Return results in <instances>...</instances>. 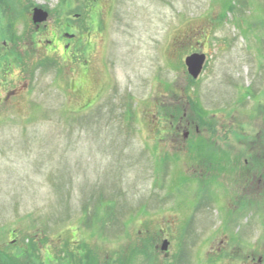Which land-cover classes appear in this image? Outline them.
I'll return each instance as SVG.
<instances>
[{
  "label": "rangeland",
  "instance_id": "rangeland-1",
  "mask_svg": "<svg viewBox=\"0 0 264 264\" xmlns=\"http://www.w3.org/2000/svg\"><path fill=\"white\" fill-rule=\"evenodd\" d=\"M33 4L52 11L58 37L69 31L76 42L21 67L29 93L1 117L0 262L16 264L11 233L43 253L48 238L117 236L113 249L124 250L148 234L150 250L169 238L186 264L196 255L216 264L208 255L222 241L263 248L264 209L247 203L256 189L233 188L238 169L220 171L222 184L198 182L188 141L224 139L218 147L233 161L264 154V0H0L1 41L23 28ZM67 19L73 29L62 27ZM195 54L206 56L197 81L185 66ZM84 59L87 86L73 92ZM69 228L84 230L73 239Z\"/></svg>",
  "mask_w": 264,
  "mask_h": 264
},
{
  "label": "flooded vegetation",
  "instance_id": "flooded-vegetation-1",
  "mask_svg": "<svg viewBox=\"0 0 264 264\" xmlns=\"http://www.w3.org/2000/svg\"><path fill=\"white\" fill-rule=\"evenodd\" d=\"M95 8H97V6ZM35 10H41L43 14L47 15V18L43 23L35 24L33 22V14ZM97 19V14L94 13L92 18H90V23H94ZM69 21L70 20L67 19V21L63 23L62 27L66 30L73 29V26ZM54 23L53 13L47 6L39 7L33 4L31 11L28 13L27 21H24L21 24V26L23 25V28H18L14 35H7L2 41L0 37V126L1 120L4 118L3 114L12 111L13 106L22 101L29 93L28 79L25 78V75H23L20 68L34 64L36 59L39 61L48 59L45 55L50 52L53 53V50L50 51V48L56 44H63L66 51L69 53L71 45L76 42V36L71 35L69 31L64 32L61 37H58L54 31ZM22 31H24V33ZM32 33H35L37 37L38 34L41 35V39L32 42L30 40V35ZM80 43L81 42L79 41V44ZM91 46V42L86 45L84 44V49L85 51L87 50V52L84 53L85 56L90 53L89 48ZM14 65L18 66L15 68L19 70V72L17 73L16 79L11 78L9 80L7 79V76L10 74L9 71L13 70ZM5 67L7 70H5ZM77 68L78 80L76 84L71 83L72 88H70L73 92L76 90L85 91L84 89L87 86L86 79L88 77L89 62L86 59L82 60L79 62ZM91 107L92 105H84L81 108L82 111H86ZM2 116L3 118H1ZM212 129H214V131L212 130L213 133L216 132V128ZM196 133H200V127L196 128ZM189 135L190 132L185 133L184 137H182V141H187L190 138ZM210 138L211 139L191 137L188 141L191 143L189 149L190 153L195 154L194 156L192 155L191 158L193 162H195V165H193L191 170H193L195 166L193 173L200 176V179L197 178L196 180L200 183L205 179L210 181V183H213L215 180L222 184L221 178L216 180L220 171L226 173L229 171L234 172V170L238 169L241 178L233 177L230 182L231 185L233 183V188L242 192V189L245 186L244 183L247 181L249 185L248 188H244L245 190L249 188L251 190L253 187L256 189L254 197L250 199L251 202L249 200L247 203L255 207L261 205L259 208L261 210L264 209V154H258L259 158H256L257 162L254 160H251V162L247 161L248 159L245 160L247 158L246 153L242 154V156H235L234 158H237V160L235 159L233 161L228 152V150L231 151L229 147L227 149L224 147L219 149L218 147V144L220 143L219 141H224V139ZM242 139V143L246 148V141L244 138ZM173 141L179 142V139H173ZM199 150L200 156L197 154ZM180 154H184V152ZM241 159H243L244 164H242ZM238 164L240 168H237ZM224 167L228 168L227 171H225L226 169H224ZM261 183H263V186H261ZM242 202L244 203L245 201L243 200ZM261 219L263 218L259 214V217H257L259 224H261ZM101 221L105 224H109L110 222L108 219ZM83 230L84 229L82 228H69L65 229L63 234L69 235L67 232H70L73 234L72 238L77 239L78 235L80 236V233L83 232ZM90 236L92 238L94 237L92 235ZM91 237L90 239L85 238L86 241H84L83 245L80 241L71 242L66 237H61L54 245L51 244L53 240L48 238V249L46 250V253H43L41 247L38 248L37 240L33 241L30 238L28 239L30 242L27 247L25 245L26 242L19 243L16 235H14V238L10 243L13 247L16 245L15 249H17V252L19 253V256L15 255L16 264H186L184 259H181V250L180 252L179 250H174L173 252L172 247L174 243L173 240H170L169 238L162 241V246L164 242H167L168 244V250L163 252L162 247L159 248V246L152 247L151 250L149 249L150 236L148 234H138L137 238L132 240L128 245L129 247L124 250L113 249L114 241L111 240V238L117 236H102L101 234L100 236H97L96 239H91ZM132 237L133 236H131L130 239H132ZM221 245L223 248L221 247V249H217L214 253L210 252L208 255V257L215 255L213 260L215 259L216 264H264V247L259 248V244L256 245V243H254L251 248H246L244 242L238 241L237 244H233L232 246V244L227 243V241H222ZM71 246H78V249L70 250L69 247ZM28 250H31V252L27 253L26 251ZM178 252L179 255L176 258L177 263L173 260V255H176ZM190 264H197V255L194 257L192 256Z\"/></svg>",
  "mask_w": 264,
  "mask_h": 264
},
{
  "label": "water",
  "instance_id": "water-1",
  "mask_svg": "<svg viewBox=\"0 0 264 264\" xmlns=\"http://www.w3.org/2000/svg\"><path fill=\"white\" fill-rule=\"evenodd\" d=\"M43 15V18H42ZM47 18L46 14H43L41 10H35L33 14V22L35 24L37 23H43ZM206 63V57L204 55H192L189 58L186 59L185 65L187 67V71L189 76L193 80H198V78L201 76L204 66ZM168 250V244L167 242H164L162 246V251L166 252Z\"/></svg>",
  "mask_w": 264,
  "mask_h": 264
},
{
  "label": "trees",
  "instance_id": "trees-1",
  "mask_svg": "<svg viewBox=\"0 0 264 264\" xmlns=\"http://www.w3.org/2000/svg\"><path fill=\"white\" fill-rule=\"evenodd\" d=\"M179 113V112H178ZM203 112H201L200 114H202ZM181 114V113H180ZM182 115V114H181ZM183 118V117H182ZM35 249V248H34ZM14 258H15V256H13ZM14 258H10V259H12V260H15ZM0 261H1V259H0ZM0 264H1V262H0Z\"/></svg>",
  "mask_w": 264,
  "mask_h": 264
}]
</instances>
